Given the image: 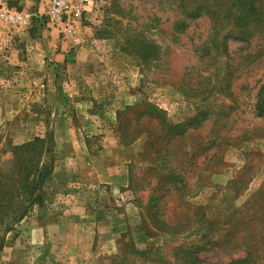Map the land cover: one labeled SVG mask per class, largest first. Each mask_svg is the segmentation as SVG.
<instances>
[{
  "label": "rangeland",
  "instance_id": "374dc122",
  "mask_svg": "<svg viewBox=\"0 0 264 264\" xmlns=\"http://www.w3.org/2000/svg\"><path fill=\"white\" fill-rule=\"evenodd\" d=\"M198 1L0 0V174L54 165L0 264H264V21Z\"/></svg>",
  "mask_w": 264,
  "mask_h": 264
},
{
  "label": "trees",
  "instance_id": "16d2710c",
  "mask_svg": "<svg viewBox=\"0 0 264 264\" xmlns=\"http://www.w3.org/2000/svg\"><path fill=\"white\" fill-rule=\"evenodd\" d=\"M165 1L167 3L171 1V5H176L182 0ZM196 3L198 4L193 3L195 8L191 13L183 11V14H188L192 19L208 16L215 23L214 28L216 23L221 26L222 19L227 18L225 21L228 23L227 26L232 23L233 27L243 28L244 36L238 37L239 40L246 41L251 36L247 31L251 25V19L264 21V0H200ZM177 24L180 26L184 22L180 21ZM262 30L264 31V23ZM230 37L237 38L233 30H230L225 40ZM256 111L257 116L264 115V85L258 93ZM51 144L52 140L47 135L44 139L37 138L13 148L14 153L9 161V170L0 174V228L3 231H8L11 225L21 222L35 206L41 204L44 184L50 180L54 172L52 156L45 159V155L52 154ZM185 252L194 261L198 249Z\"/></svg>",
  "mask_w": 264,
  "mask_h": 264
},
{
  "label": "built area",
  "instance_id": "2783aa9c",
  "mask_svg": "<svg viewBox=\"0 0 264 264\" xmlns=\"http://www.w3.org/2000/svg\"><path fill=\"white\" fill-rule=\"evenodd\" d=\"M68 0H53V10L51 11V15L53 17H55V12H57L60 7H62L63 5L67 4ZM87 2H89V0H86ZM67 7V6H66ZM66 7H62V9H67ZM81 10H78L77 13L80 14ZM60 16V15H59Z\"/></svg>",
  "mask_w": 264,
  "mask_h": 264
},
{
  "label": "crops",
  "instance_id": "0c3cea01",
  "mask_svg": "<svg viewBox=\"0 0 264 264\" xmlns=\"http://www.w3.org/2000/svg\"><path fill=\"white\" fill-rule=\"evenodd\" d=\"M50 35L53 36V38H56V36H57L56 34H50ZM66 47H67V46H66Z\"/></svg>",
  "mask_w": 264,
  "mask_h": 264
}]
</instances>
